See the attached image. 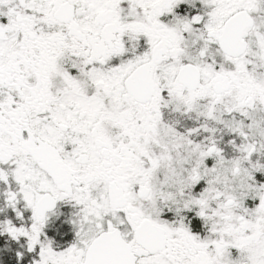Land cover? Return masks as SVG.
<instances>
[{"label":"snow or ice","instance_id":"6c2138e0","mask_svg":"<svg viewBox=\"0 0 264 264\" xmlns=\"http://www.w3.org/2000/svg\"><path fill=\"white\" fill-rule=\"evenodd\" d=\"M0 264H264V0H0Z\"/></svg>","mask_w":264,"mask_h":264}]
</instances>
